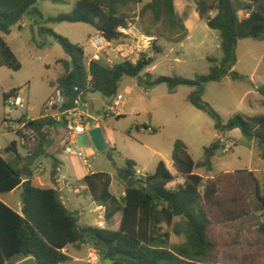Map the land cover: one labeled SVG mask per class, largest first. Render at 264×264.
Instances as JSON below:
<instances>
[{
  "label": "trees",
  "instance_id": "obj_1",
  "mask_svg": "<svg viewBox=\"0 0 264 264\" xmlns=\"http://www.w3.org/2000/svg\"><path fill=\"white\" fill-rule=\"evenodd\" d=\"M39 0H0V31L10 35L13 28L21 25L24 18L36 15L45 17L37 7ZM53 4H67L69 0H48ZM238 6L234 0H197L196 7L200 18L207 26L216 31L221 40L223 57H209L212 64L207 74H198L193 79L178 75L158 76L146 74L143 83L147 87L166 84L171 93L180 87H191L193 92L187 100L198 110L208 114L215 121L219 138H224L238 130L246 139L264 145V115L248 116L234 114L227 122L213 107L204 101L207 85L219 82L229 76L233 80L246 78L238 74L237 47L239 39L250 38L264 41V0H242ZM143 3L142 0H76L69 14H61L48 20L55 23H83L92 26L107 40L121 38L120 28H127L132 22L131 8ZM243 10L245 17H240ZM150 13L155 24L162 27L160 36L167 35L168 40L176 39L182 43L188 36V30L176 8L175 0H151L140 12L143 18ZM212 14H215L213 16ZM40 34L49 35L61 45L69 60H61L63 74L53 88L62 91L65 103L61 111L74 108L79 96L85 101L89 93H100L112 104L117 97L120 84L125 76L141 77L151 66L155 57L143 58L136 64L124 62L113 67L99 61L87 63L83 47L73 44L68 38L57 34L47 27L39 28ZM151 35V33H149ZM162 53L155 47V55ZM0 67L20 71L22 64L4 37L0 36ZM264 99V85L257 87ZM19 89L15 88L3 94L4 105L10 98H18ZM25 117L19 120L23 124ZM7 123V120L3 124ZM58 127H66L65 119L55 120L44 116L30 121L24 130L34 133V138L42 145L53 135ZM11 130V128H9ZM24 130L18 135L25 138ZM12 131V130H11ZM157 133V129H153ZM56 153L64 151V138ZM17 142H12L8 152H15ZM213 144L206 153L213 150ZM116 149H111L115 152ZM55 153V154H56ZM53 157L52 184L42 185L33 177L31 168L22 169L3 157L0 152V196L9 194L23 184L22 211L18 213L0 200V264H11L34 258L38 264H63L72 258L67 250L70 247L90 245L98 250L105 259L106 252L113 246L124 254L113 259L112 264H216L220 248L219 236L214 228L253 216L245 192L236 181L233 173H220L207 181L204 194L200 192L204 177L196 170L213 171L212 161L205 159L196 162L190 154L187 144L176 140L172 151L173 174L165 162L161 161L154 174L139 179L136 175L137 164L127 159L123 168L117 171V178L126 186V195L122 198V218L118 227L100 229L96 226H80V217L71 212L57 199V176L61 163ZM177 178H183L184 184L169 188ZM23 179L27 181L23 183ZM135 181L133 187L128 183ZM223 187L220 189L218 183ZM83 182L93 200L100 204L114 202L109 192L111 180L104 173L87 175ZM257 197L262 204L264 216V192L259 185ZM165 224L176 235H183L185 242L170 244V233H160V225ZM257 232L264 234V225ZM262 247L237 248L229 251L226 258L234 264H259ZM104 263V262H103ZM105 264V263H104Z\"/></svg>",
  "mask_w": 264,
  "mask_h": 264
},
{
  "label": "rangeland",
  "instance_id": "obj_2",
  "mask_svg": "<svg viewBox=\"0 0 264 264\" xmlns=\"http://www.w3.org/2000/svg\"><path fill=\"white\" fill-rule=\"evenodd\" d=\"M75 1L69 0L67 4L61 5L53 4L48 0H39L37 7L43 13L44 20L36 15H29L24 18V22L28 24L27 27L17 26L13 28L10 35L0 31V36L7 40L22 64L20 71L0 67V146H7L11 140L20 141V137L15 132L4 128V121L7 120V123L15 128L26 114L37 118L43 105L54 92L51 83L56 82L63 74L60 61L69 60L61 45L52 36L40 34L39 28L42 26L50 28L68 38L73 44L83 47L87 55L93 53L89 40L97 33L92 26L83 23H55L48 20L61 14L71 13ZM196 1L177 0L183 17L189 20L187 26L191 32L182 43H176L177 38L168 40L167 35L160 36L162 27L153 22L150 13L143 18L140 17V12L149 2L148 0H143L141 5L131 8L132 23L136 28L143 34L151 33L150 36L156 38L152 48L144 55L155 57V61L145 69L141 77L125 76L123 78L118 94H122L124 100L117 111L111 113L109 108L113 105H108L103 95L97 92L89 93L86 101L92 114L100 117L101 129L107 143L110 146H116L122 156L115 154L114 161H111L107 152H97L89 133L78 138L76 147L85 155L89 149L94 151V157L89 158L93 174H106L112 180V192L116 194L117 189L120 193L121 189L125 190V184H120L117 178V171L125 165V159L136 161L137 169L144 175L154 174L160 161L171 160L176 140H182L187 144L195 161L202 159L212 161L213 174L234 172L237 182L246 194L253 216L215 226L214 232L220 239V248L215 262L216 264H234L226 258L229 251L237 248L262 247L259 264H264V234L257 232V229L264 225L262 204L257 197L258 185L261 192H264V154H262L264 145L260 146L246 139L238 130H235L229 139L233 148L227 153H220L222 144L218 150L206 153V149L215 143L217 145L221 138L215 129V121L188 102L187 98L194 89L184 86L177 92L171 93L166 84L150 88L143 83L146 74L155 77L178 75L193 79L198 74L209 72L212 65L208 61L209 57L217 59L223 57L218 33L211 30L206 21L199 19L196 10L194 12ZM234 2L238 6L243 5L242 0H234ZM239 15L243 18L246 13L240 10ZM155 47H159L162 53L155 55ZM237 58L238 62L234 70L246 78L233 80L227 76L219 82H212L207 85L203 96L204 101L209 103L225 122L236 113L248 116L264 115V99L254 89L255 86L264 85V41L250 38L239 40ZM15 88L19 89L23 107L11 105L9 101L4 105L3 94ZM91 100H94V103H91ZM118 112H122L123 117L118 119L116 115ZM153 129H157L158 132L154 133ZM60 135L61 130L48 142V145L56 146ZM228 138L225 137L224 140ZM20 151L26 154L23 148H20ZM155 151L161 155L155 154ZM56 156L63 164L59 173V182L78 184L85 171L83 159L64 153L56 154ZM40 163L43 164L47 173L51 172L50 157L41 156L36 167ZM197 171L206 175L210 174L202 169ZM173 187L177 188V186ZM218 187L220 189L223 187L221 181ZM65 195L71 198L68 205L70 210L81 213L80 226H95L97 216L92 213V210L96 204L89 199L88 193L83 191L82 195L75 196L69 192L68 188H65ZM115 206L110 220L107 218L105 221L107 229L112 228L114 218L121 213L122 196H119ZM183 242H185L183 235L173 234L170 244ZM92 249L95 248L90 245L70 247L68 255L72 260L63 264H89L88 255ZM100 257V264H104V258L101 255ZM19 263L21 264L14 260L11 264Z\"/></svg>",
  "mask_w": 264,
  "mask_h": 264
},
{
  "label": "crops",
  "instance_id": "obj_3",
  "mask_svg": "<svg viewBox=\"0 0 264 264\" xmlns=\"http://www.w3.org/2000/svg\"><path fill=\"white\" fill-rule=\"evenodd\" d=\"M143 1V0H142ZM149 2L151 0H148ZM148 2V3H149ZM175 3H176V8H177V11L179 12L180 16L183 17V14L181 13L180 9L178 8V5H177V0H175ZM38 4V3H37ZM75 4V2H74ZM195 10L197 11V7H195L194 9V12ZM197 15L199 17L200 20H202L198 14V11H197ZM215 16V15H214ZM184 19V24L188 30V36L187 38L190 36V30L188 29V26H187V22L189 20H186V17H183ZM204 21V20H203ZM28 24L24 22L21 23L20 25V28H24V27H27ZM96 35H98L99 33L96 31ZM95 35V36H96ZM94 36V37H95ZM93 38V37H91ZM90 38V39H91ZM186 38V39H187ZM6 40V39H5ZM7 41V40H6ZM93 49V48H92ZM87 55V54H86ZM91 55V54H90ZM253 83V82H252ZM254 84V83H253ZM255 85V84H254ZM257 87L258 86H255V90L257 91ZM56 88H54V91H55ZM54 93V92H53ZM53 95V94H52ZM119 95V94H118ZM18 96H19V93H18ZM15 98V97H14ZM20 98V97H18ZM16 99V98H15ZM21 102H22V106L20 107H23V101L22 99L20 98ZM115 100V99H114ZM87 101V96L85 97V105L81 107V111L86 114L90 120H89V124H94V127H100L102 128V124H101V121H100V117H97L96 115L92 114L89 106H88V103L86 102ZM91 103H94V100H91ZM16 107H19V106H16ZM44 107H45V104L43 105L42 109H41V112H40V115L37 117V118H33L31 116H29V114H26V117H25V121L23 124H19L17 127H11L8 123H5L4 124V128L5 129H9L11 128V130L13 132H15L17 135H18V131L19 130H24L25 129V126L26 124H28L30 121H34L38 118H41V117H44L46 116L45 112H44ZM100 114V113H98ZM117 118H121L123 117V113L122 112H118L117 114ZM106 116V115H105ZM24 117V116H23ZM90 129L91 126H90ZM61 130V135L59 136V139H57V143H56V146H52L51 144L48 145V142L55 138V136L57 135L58 131ZM90 131V130H89ZM234 132V131H233ZM229 133L226 137H229L228 140H222V151H220V153H224V150H227V146L230 145L232 149L233 146L231 144V137L230 135L233 133ZM89 133V132H88ZM240 133V132H239ZM23 134L25 135V138H21L20 137V141H17V140H11L10 143L5 146V147H2L0 146V152L1 154L3 155V157L5 159H7L8 161L12 162L13 164L17 165L18 167L22 168V169H26V168H31V171L33 173V177L34 178H37L39 180V182L42 184V185H51L52 184V177H51V172H52V169H51V172L50 173H47L46 169H44L43 167V164L40 163L39 166L36 167V163L37 161L40 159L41 156H48L52 159V164L53 165V155H55V158L61 163V168L59 170V173L62 169V162L57 158L56 154H61V153H64L63 152H59V153H56V149L57 147L61 144V140L63 139L64 135H65V127H58L57 129H55L53 135L42 145L41 143H39V141L37 139L34 138L33 136V131H30V130H24L23 131ZM241 134V133H240ZM85 135V134H84ZM242 135V134H241ZM80 136H83V135H80ZM78 136L76 141H75V147L77 146L78 144V138L80 137ZM106 140V139H105ZM12 142H17V146L14 147V151L15 152H8L7 151V148L11 147V143ZM107 143V141H106ZM255 143V142H254ZM108 151L112 154V156L114 157L115 154H118L120 157L122 156L121 153H119L118 149L116 148V146H110L108 143ZM223 147H225L223 149ZM20 148H23L25 151H26V154H23L21 151H20ZM77 148V147H76ZM115 148L116 151L115 152H111V149ZM78 149V148H77ZM226 152V153H227ZM56 153V154H55ZM86 156L88 157V162H89V158L90 157H94V151L92 149H89L88 152H86ZM155 154H159L161 155L159 152H154ZM219 153V152H217ZM65 154V153H64ZM264 154V152L262 153ZM216 155V154H215ZM82 159V158H81ZM127 159H125L126 161ZM203 160V159H202ZM84 161V167H85V171L82 173L81 175V178H80V181L77 183H72V182H59V174L57 176V189L59 191V194H60V200L63 201L64 205L70 210V208L68 207L69 205V202L71 200L70 197H66V195L64 196V193H65V188H68L69 189V192H71L73 195L75 196H80V195H76L71 187H69L68 183H72L73 185H81L84 187V189L82 190V193L83 191L85 193H88V197L89 199L94 203V204H100V203H97L93 200L87 186L85 185V183L83 182V179L89 175V174H93L92 170H91V167L90 169L87 168V164L85 162V159H83ZM201 161V160H200ZM137 166H138V163L136 161H134ZM161 162V161H160ZM159 162V163H160ZM163 162H165L166 166L168 167V169L173 173L175 174V171H174V168H173V162H172V155H171V160H164ZM196 162H199V161H196ZM158 163V164H159ZM90 164V163H89ZM91 166V164H90ZM158 166V165H157ZM38 167H40V169L38 170ZM124 167V166H123ZM122 167V168H123ZM37 168V169H36ZM157 168V167H156ZM43 169V171H42ZM204 170V169H202ZM206 171V170H205ZM214 172V166H213V171L212 172H207V173H210V174H204V173H201L199 171L196 170V173L199 174L200 176L204 177L203 179V183H202V186L200 188V192L201 194L203 195L205 190H206V186H207V181L208 179L210 178H214L215 174H213ZM224 173H233L235 175L234 172H224ZM235 179H236V176H235ZM119 180V179H118ZM27 180L26 179H23V183H25ZM237 181V180H236ZM120 184H123L120 180H119ZM67 184V185H66ZM184 184V179L183 178H177L173 183L169 184V188H173V186H180V185H183ZM123 187V185H121ZM118 188V187H117ZM121 193L119 192V190L117 189V194L112 192V180H111V183H110V187H109V192L110 194L112 195L113 199H114V202H107L106 204V207H107V210H108V213H107V218H109L108 220H110V217H111V214L112 212L114 211V209L116 208V204H117V201L119 200V196H122V198L126 195L125 193V190H126V186H125V190L124 189H121ZM24 192V188H23V184L18 187L16 190L12 191L11 193L9 194H5V195H1L0 196V200L2 202H4L7 206H9L10 208L14 209L15 211H17L18 213H21L22 211V204H21V199H22V194ZM82 195V194H81ZM71 211V210H70ZM73 212V211H71ZM75 213H77L79 215V217L81 216V213H79L78 211H75ZM115 217V216H114ZM121 218H122V213H120V215L116 216L113 221L114 224H112V227H118L120 225V221H121ZM80 223V222H79ZM96 226V225H95ZM160 233L161 234H164V233H170L171 236H170V243H171V240H172V236H173V232L171 231V228H168L165 224H161L160 226ZM176 235V234H174ZM67 253H69V249L67 250ZM20 264V263H19Z\"/></svg>",
  "mask_w": 264,
  "mask_h": 264
},
{
  "label": "built area",
  "instance_id": "obj_4",
  "mask_svg": "<svg viewBox=\"0 0 264 264\" xmlns=\"http://www.w3.org/2000/svg\"><path fill=\"white\" fill-rule=\"evenodd\" d=\"M118 31L121 34V38L116 41L107 40L101 34L89 40V44L93 48V53L91 55H86L88 58L87 63L99 61L111 67L124 62L136 65L152 48L153 42L156 40L154 36L140 32L132 22L128 24L127 28H120ZM123 100L124 96L122 94L117 95L112 103L113 107L109 108L110 112L113 113L117 111L121 107ZM9 103L14 106H22L20 98H10ZM64 103L65 97L62 91L55 89L53 95L45 103L44 112L46 116H52L57 121L65 119L66 136L63 141L65 146L64 153L71 157L85 159L87 168L90 169L91 166L88 162V157L82 150L75 147V141L78 136L88 133L89 130H91L90 126L93 128L94 124H89L90 118L80 110L81 107L85 105L81 96L75 99V106L71 110L65 112L61 111ZM230 148L231 146L228 145L227 150ZM226 152L227 151L224 150V153ZM136 175L139 179L147 177V175H144L138 169L136 170ZM68 185L76 195L82 194V190L84 189L83 186L73 185L72 183H68ZM92 213L97 216L96 227L105 229L107 226L105 221L108 213L106 205L96 204ZM100 262L101 257L98 250L92 249L88 255V263L100 264Z\"/></svg>",
  "mask_w": 264,
  "mask_h": 264
},
{
  "label": "water",
  "instance_id": "obj_5",
  "mask_svg": "<svg viewBox=\"0 0 264 264\" xmlns=\"http://www.w3.org/2000/svg\"><path fill=\"white\" fill-rule=\"evenodd\" d=\"M239 40H242V38H240ZM89 136H90L91 142H92L94 148L96 149V151L99 153L107 152L108 158L111 161H114L112 154L108 151V145L106 143L102 129L100 127L92 128L89 131ZM221 144H222V139H219L217 142V145L214 147L213 150L214 151L218 150L220 148ZM134 183H135V181L131 180L128 183L127 187H129V188L133 187ZM57 199L60 201V194L57 195ZM119 256H124V254L119 252L117 250V248L115 246H113L106 252L104 263L105 264H112L113 259H115ZM21 264H38V263L34 258H29V259L22 261Z\"/></svg>",
  "mask_w": 264,
  "mask_h": 264
}]
</instances>
